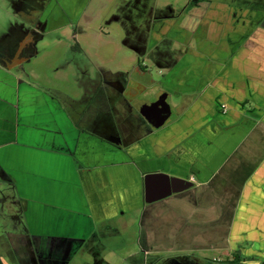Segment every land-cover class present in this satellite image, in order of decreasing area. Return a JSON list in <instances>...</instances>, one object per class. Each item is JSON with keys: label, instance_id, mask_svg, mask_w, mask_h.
Wrapping results in <instances>:
<instances>
[{"label": "crops", "instance_id": "obj_1", "mask_svg": "<svg viewBox=\"0 0 264 264\" xmlns=\"http://www.w3.org/2000/svg\"><path fill=\"white\" fill-rule=\"evenodd\" d=\"M134 2L139 0H113L117 9L110 18L103 17L109 0L1 5L14 12L17 29L41 34L40 28L67 25L84 34L108 19L126 27L116 11L130 12ZM203 2L188 0L183 10L192 20L178 18L180 27L197 28L193 58L139 74L159 79L151 87L137 83V90L175 98L170 109L176 116L157 127L141 113L147 101L139 103L134 93V103L124 100L118 108L123 123L112 120L111 130L104 128L112 115L92 103L106 85L104 77L113 75L105 67L97 68L101 81L79 100L60 101L35 87L5 63L26 60L19 34L8 36V47L0 50V264H111L92 238L128 211L137 225V246L145 251L168 250L155 237L183 236L189 222L193 231L184 245L219 247L232 257L238 250L242 264H264V5L219 8ZM163 12L153 11L156 22L169 17ZM26 13H35L34 19ZM128 39L124 44L132 45ZM149 173L184 177L193 186L146 203ZM147 218L158 226L143 229ZM202 236L210 239L200 243ZM214 260L229 264V258Z\"/></svg>", "mask_w": 264, "mask_h": 264}, {"label": "rangeland", "instance_id": "obj_2", "mask_svg": "<svg viewBox=\"0 0 264 264\" xmlns=\"http://www.w3.org/2000/svg\"><path fill=\"white\" fill-rule=\"evenodd\" d=\"M205 1L202 5L211 6L213 4L219 8L226 6L257 8L264 5V0ZM109 2L108 8L103 11L104 18L108 17L111 11L117 9V6L112 3L113 0H109ZM187 2L188 0H139L137 4L134 2L133 7L130 6V12L124 11L120 7L116 14L121 17L122 23L126 27H122L115 22L109 23L110 19H108L107 22H101L102 28L95 25V28L86 29L84 34H80L79 30L72 29L67 25L53 30L40 28L41 36L35 44L36 54L21 63L18 60L12 61L10 59L5 63H8L15 72L21 74L35 87L52 93L60 101L68 100L67 97L79 100L85 93H91L94 86L96 87L101 81L97 68L105 67V70L112 72L113 75L104 77L102 82L103 84L105 82L106 85L101 86L99 97L95 98L92 104L95 107L103 108L102 111H107V115H112L109 121L106 119V114L102 115L103 119H106L104 128L111 130L110 127L113 126L116 120L118 124L123 123L121 119L122 109L118 108L123 106L124 100H126V103L130 102L132 104L134 103L132 99L136 94V100L142 104L144 101H152L160 95L157 92L155 93L156 89L137 90V83H148L151 84V87L156 84L152 80H158L159 78L156 76L143 77V75L141 77L139 74L142 72L135 70V66L138 65L141 69L146 68L145 70L155 74L160 67L168 69L184 61L187 47L172 38L174 35H171L170 32L167 36H163L162 31L158 29L160 22H156L155 14L157 13L152 17L151 9L152 7H154L153 11L157 8L164 9L162 14L168 11V15L172 16L181 13ZM1 3L2 0H0V50L4 51V48L8 47L9 39L11 40L8 36L20 33L16 27L21 23H15L11 16L14 12L5 13ZM167 6L169 7L167 8ZM24 15L30 16V20H32L35 13ZM133 26L138 27V29H132ZM20 27L21 29H28L27 26L23 27L21 25ZM74 32H77V38L73 37ZM129 37H139L142 40L143 45H139L143 48L142 52H135L132 46L124 44V38ZM153 41L155 42L152 43ZM150 51L152 54L147 55ZM121 89L125 90V94H120L119 90ZM174 101V96L170 95L168 98L169 104L174 105ZM175 116L176 111L173 106L170 118L172 119ZM108 134L109 131L107 137H110L111 135ZM111 143L115 144L114 141H111ZM107 156L108 158L117 159V157H113V154L107 153ZM128 212L122 217L106 222L92 238L99 245L96 248L100 250V257L106 263L226 264V261L220 262V260L216 261L214 259H232L230 253H226L224 249L219 247L198 248L188 246V244L184 245L187 241V233L193 231L190 227L192 224L189 222H185V226H183L185 229L182 233L183 236L172 238L160 233L161 237H155L157 241L162 242L163 246H169L168 250L167 248H152L145 251L137 246V225H133V221L128 219L132 214ZM156 222L154 218H147L143 224V229H155L158 226ZM168 224L170 228L173 227L170 222ZM209 239L210 237H204V239L203 236L202 238L197 237L200 243ZM176 240H178V243H176ZM138 245L141 246V243L139 242ZM254 245L256 248L260 246L257 243ZM88 256L90 258V255L86 254V259H88ZM248 260L249 263L253 262L251 255Z\"/></svg>", "mask_w": 264, "mask_h": 264}, {"label": "water", "instance_id": "obj_3", "mask_svg": "<svg viewBox=\"0 0 264 264\" xmlns=\"http://www.w3.org/2000/svg\"><path fill=\"white\" fill-rule=\"evenodd\" d=\"M141 113L153 126L163 124L171 114L166 94L155 101L143 103ZM192 186L193 182L184 177L169 176L165 173H149L144 177V200L146 203H152Z\"/></svg>", "mask_w": 264, "mask_h": 264}, {"label": "flooded vegetation", "instance_id": "obj_4", "mask_svg": "<svg viewBox=\"0 0 264 264\" xmlns=\"http://www.w3.org/2000/svg\"><path fill=\"white\" fill-rule=\"evenodd\" d=\"M196 2L197 1H195V3ZM153 15H154V13L151 10V16L153 17ZM157 15L158 14H155V17H157ZM182 16H184V18L186 16H189L188 19L189 20H192L191 14L189 13V10L187 12H185L184 10H182V12L179 13V14L172 15V16H169L166 19H162V20L158 21V22H160V24L158 25V29H160L162 31L163 36H167L168 32H170L171 35H174L172 38H174L175 40H177V42L181 43L182 45H185L184 43L187 42V51H186V53H185L184 56H190L189 58H193L194 50H195L194 49V46H193V41L195 39V32H197L196 31L197 28L194 29L192 26L191 27L189 26V28H187V26L180 27L178 25V22H179L178 21V18L180 20V18ZM132 29L136 30V29H138V27L133 26ZM129 39L132 40V41H134V43L132 45H130V46H132L133 48H135V50L138 53L143 51V48L139 47V45H143L142 44V40H140L139 37H137L135 39H132V38L129 37ZM154 42L155 41H153L152 43H154ZM146 52H147V50H146ZM135 67H136L135 69H137L138 71H141V72H143V71H149V70H145L146 68L145 69L139 68L138 65L135 66ZM159 98H160V95L157 96L152 101H155V100H157ZM166 101H168V98H167ZM167 103H169V102H167ZM169 105H171V104H169ZM240 262H241V260H240ZM240 264H242V263H240Z\"/></svg>", "mask_w": 264, "mask_h": 264}, {"label": "trees", "instance_id": "obj_5", "mask_svg": "<svg viewBox=\"0 0 264 264\" xmlns=\"http://www.w3.org/2000/svg\"><path fill=\"white\" fill-rule=\"evenodd\" d=\"M20 33L17 40L24 41L23 51L25 59H28L35 55L36 53V41L40 38L41 34L38 32H34L27 29H17ZM16 45L12 46L13 48ZM232 259L227 260L229 264H240V260L242 259L240 252L237 250L233 252Z\"/></svg>", "mask_w": 264, "mask_h": 264}]
</instances>
